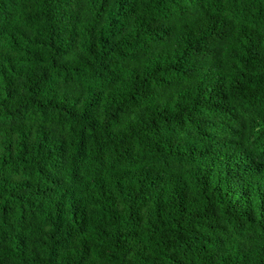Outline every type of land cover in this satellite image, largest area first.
I'll list each match as a JSON object with an SVG mask.
<instances>
[{
  "label": "trees",
  "instance_id": "trees-1",
  "mask_svg": "<svg viewBox=\"0 0 264 264\" xmlns=\"http://www.w3.org/2000/svg\"><path fill=\"white\" fill-rule=\"evenodd\" d=\"M0 264H264V0H0Z\"/></svg>",
  "mask_w": 264,
  "mask_h": 264
}]
</instances>
